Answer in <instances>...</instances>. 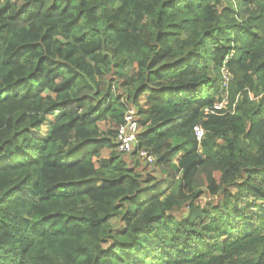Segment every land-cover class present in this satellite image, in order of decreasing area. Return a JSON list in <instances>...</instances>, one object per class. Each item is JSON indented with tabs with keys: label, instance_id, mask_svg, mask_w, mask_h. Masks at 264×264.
Masks as SVG:
<instances>
[{
	"label": "trees",
	"instance_id": "trees-1",
	"mask_svg": "<svg viewBox=\"0 0 264 264\" xmlns=\"http://www.w3.org/2000/svg\"><path fill=\"white\" fill-rule=\"evenodd\" d=\"M0 264H264V0H0Z\"/></svg>",
	"mask_w": 264,
	"mask_h": 264
},
{
	"label": "built area",
	"instance_id": "built-area-1",
	"mask_svg": "<svg viewBox=\"0 0 264 264\" xmlns=\"http://www.w3.org/2000/svg\"><path fill=\"white\" fill-rule=\"evenodd\" d=\"M221 107V106H220ZM140 132V124L138 113L134 107H129L124 115V120L120 124L117 134L116 142L117 149L120 153H130L134 150L135 145L138 144V134ZM197 137L200 139L203 136V130L198 126L195 128ZM141 158L148 162H153V155L146 149L140 151Z\"/></svg>",
	"mask_w": 264,
	"mask_h": 264
},
{
	"label": "rangeland",
	"instance_id": "rangeland-1",
	"mask_svg": "<svg viewBox=\"0 0 264 264\" xmlns=\"http://www.w3.org/2000/svg\"><path fill=\"white\" fill-rule=\"evenodd\" d=\"M249 10H250V6H246V7L243 6L242 9H241L242 13L245 16L248 14ZM224 103H225V100L222 103H219V106L224 107L226 105V103L225 104ZM48 121H49L48 125H46L45 128L42 131L39 132V134L42 137H46L47 136L46 134H48L47 132L49 130V124H50V129H51V125L54 122V119L52 117H50ZM117 218L118 217H114V219H117Z\"/></svg>",
	"mask_w": 264,
	"mask_h": 264
}]
</instances>
